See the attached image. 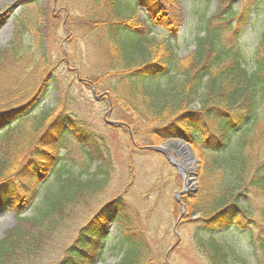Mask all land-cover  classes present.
<instances>
[{"label": "trees", "instance_id": "trees-1", "mask_svg": "<svg viewBox=\"0 0 264 264\" xmlns=\"http://www.w3.org/2000/svg\"><path fill=\"white\" fill-rule=\"evenodd\" d=\"M101 1L95 0L97 6ZM119 1L106 0L112 9ZM224 1L219 0L216 13L204 19L195 50L185 59L178 57L172 41L183 23L177 0H137L135 13L145 8L148 17L144 20L112 17L97 23L98 18L90 19L92 30L103 26L110 30L111 49L127 54L117 55L113 65L114 70L125 67L117 72L120 81L116 85H111L107 73L90 84L97 88L107 82L117 102L128 101L135 120L150 125L147 134L153 141L181 139L195 149L202 180L209 181L195 197H182L186 215L179 226H194L190 237L202 262L264 264V31L251 56L244 54L235 47L239 27L232 20L236 19L239 30L244 28L251 5L238 13L231 6L234 0H228L225 7ZM254 3L264 12V0ZM149 25L163 28L168 38L152 41ZM23 30L19 27L9 46L0 49V210L7 205L18 210L16 227L0 241V264H16L31 249L28 243L35 238L26 227L43 229L48 220L58 224L67 207L90 199L110 180L106 169L110 157L84 151L89 140L72 109L74 97L66 87H53L50 75L55 67L41 55V36L37 41L40 55H33ZM231 31L234 43L227 44L225 34ZM122 32L136 41H122ZM128 51L136 53L135 66L124 65L131 54ZM170 72L174 77L169 85L160 86L157 80ZM194 98L199 110L192 106ZM68 139L84 151L90 169L64 163L69 157ZM97 161L104 166L96 167ZM41 195L35 215L21 217ZM124 204L118 196L102 207L81 230L78 245L59 264H96L108 247L104 243L111 223L118 226L121 237L118 244L123 253L118 264L161 262L154 258L148 232H122L132 225L123 214ZM179 243L173 245L171 254Z\"/></svg>", "mask_w": 264, "mask_h": 264}, {"label": "rangeland", "instance_id": "rangeland-1", "mask_svg": "<svg viewBox=\"0 0 264 264\" xmlns=\"http://www.w3.org/2000/svg\"><path fill=\"white\" fill-rule=\"evenodd\" d=\"M136 1L120 0L112 9L106 0H102L98 6L95 0H0V49L8 47L14 40L17 29L22 27L23 39L28 46H33L31 53L39 56L37 41H40L41 36V55L55 67L50 75V80L55 81L53 87L58 85L68 88L75 99L72 109L77 115L78 123L84 125V132L89 140V148L84 147V151L92 150L94 155H108L111 159V165L106 167L110 180L104 188L90 199L67 207L58 224L52 225L48 220L43 229L26 227L35 240L29 241L28 245L31 246L28 247L31 249H25L23 258L16 264H59L78 245L80 232L87 223L102 207L118 196L124 199L123 214L129 217L132 224H128L122 232L125 235L135 231L148 232L155 246L154 258L161 261L155 264L165 263L168 251L178 242L179 247L169 256V264H205L191 241L190 234L194 231V226L188 224L181 227L177 224L181 216V206L176 200V194L184 190L185 177L190 180V184L187 192L179 198L184 205L180 222L186 215L182 197H195L201 186L209 181L202 180L201 159L195 149L184 140H178L192 149L196 159V163H193L171 141L157 138L153 141L151 135L147 134L150 125L143 120H135L136 114L128 107L129 102H117V96L112 93L107 82L97 87L98 89L90 84L103 73H107L111 85H116L120 81L117 72L125 67L112 69L117 55L122 56L123 51L119 50L118 53L116 47L110 48L108 42H112V37L106 26L92 30L89 20L98 18L96 22L101 23L111 20L112 17L117 20L135 16L144 20L148 17L147 11L142 7L135 13ZM254 2L257 0H234L231 5L238 13L242 12L244 5H251L252 14L244 28L239 30L236 19L232 20V24L239 27L235 47L247 56L254 52L259 36L264 31V12ZM177 4L183 23L179 34L172 41L178 57L185 59L195 50V40L204 27V19L212 17L220 3L219 0H177ZM228 4V0H225L224 7ZM255 18L258 19L252 24ZM231 33L232 31L225 34L227 44L234 43ZM148 36L156 42L168 38L163 28L151 25L148 27ZM120 38L126 42L137 39L127 32H122ZM133 47L134 44L131 48ZM128 53L131 54L125 62L127 64H124L126 67L137 61L135 51ZM173 77V72L161 76L157 80L158 84L167 87ZM55 95L54 92L51 93V97L54 98ZM192 106L199 110L195 98ZM108 113L110 116L107 118ZM105 118L124 123L125 127H111L105 123ZM66 146L69 157L64 163H74L76 167L84 166L88 169L92 167L75 141L68 139ZM148 146L167 149L179 164L181 162L178 155L182 156L186 159V170H183V174L178 173L174 166L167 164L163 155L141 149ZM66 152V149L61 150L62 155H66ZM94 165L104 166L101 161ZM42 196L32 206L27 207L21 217H33ZM13 207L7 205L0 210V241L17 225L18 210ZM124 216L121 217L125 218ZM198 217L196 215L193 219ZM118 229L115 223L107 226L109 237L104 245L107 244L108 247L96 264L120 262L123 252L118 244L121 238ZM242 254L249 256L246 251Z\"/></svg>", "mask_w": 264, "mask_h": 264}, {"label": "water", "instance_id": "water-1", "mask_svg": "<svg viewBox=\"0 0 264 264\" xmlns=\"http://www.w3.org/2000/svg\"><path fill=\"white\" fill-rule=\"evenodd\" d=\"M105 121H106V123H107L108 125H110V126H114V125H116V124H117V125H120V124L115 123V122H110V121H108V120H106V119H105ZM130 134H131V133H130ZM182 142H183V141H182ZM182 142H181V141H178V140H173V141H171L172 145H173L174 147H180V148H181V151L186 150L187 148H189L190 151H191V154H192V158H191V160H193V163H196L195 155H194L192 149L189 147V145H186V144H184V143H182ZM144 149H145V150H148V151H153V152H156V153H159V154L165 156L166 159H167V161L177 169L178 173L183 174V170H184V169L186 170V159H183L182 156L178 155L179 158H180V162H181V163L179 164V163H177V162L175 161V159L169 154V152L167 151V149H165V148H163V147H145ZM184 177H185V176H184ZM189 184H190V180H188V179L185 177V185H184L185 188H184V190H183L182 192L176 194V200H177V202H178V203L180 204V206H181V216H180V218H182V217H183V214H184V205L180 202L179 198L187 192L188 187H189ZM194 186H195V185H194ZM180 218L178 219V222L181 220ZM178 222H177V224H178ZM177 224H176V226H175V229L177 228ZM170 252H171V250L168 252V254H167V256H166V260H165L166 264H169V254H170Z\"/></svg>", "mask_w": 264, "mask_h": 264}, {"label": "bare ground", "instance_id": "bare-ground-1", "mask_svg": "<svg viewBox=\"0 0 264 264\" xmlns=\"http://www.w3.org/2000/svg\"><path fill=\"white\" fill-rule=\"evenodd\" d=\"M183 152L186 154V157H187L188 159L191 160V158H192V154H191L190 149L187 148L186 150H183ZM192 161H193V160H192ZM190 165H192V164H190Z\"/></svg>", "mask_w": 264, "mask_h": 264}, {"label": "flooded vegetation", "instance_id": "flooded-vegetation-1", "mask_svg": "<svg viewBox=\"0 0 264 264\" xmlns=\"http://www.w3.org/2000/svg\"><path fill=\"white\" fill-rule=\"evenodd\" d=\"M123 127H125V126H123Z\"/></svg>", "mask_w": 264, "mask_h": 264}]
</instances>
